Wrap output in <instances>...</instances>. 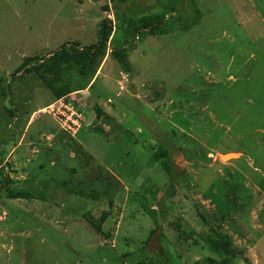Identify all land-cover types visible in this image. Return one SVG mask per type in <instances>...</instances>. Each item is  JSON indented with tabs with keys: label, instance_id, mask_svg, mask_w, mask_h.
Returning a JSON list of instances; mask_svg holds the SVG:
<instances>
[{
	"label": "rangeland",
	"instance_id": "1",
	"mask_svg": "<svg viewBox=\"0 0 264 264\" xmlns=\"http://www.w3.org/2000/svg\"><path fill=\"white\" fill-rule=\"evenodd\" d=\"M113 2L0 0L4 85L25 58L96 44L103 20L107 49L126 47ZM148 3L136 0L133 15L155 9ZM196 5L186 30L187 18L171 19L166 34L133 40L127 84L106 51L86 92L71 97L78 126H63L58 106L50 113L57 100L35 76L10 82L0 97L10 182H0V264H206L218 259L206 246L217 227L237 264H264V0ZM163 148L178 175L169 200L154 160ZM11 190L34 199L11 201ZM103 213L97 233L87 219Z\"/></svg>",
	"mask_w": 264,
	"mask_h": 264
},
{
	"label": "trees",
	"instance_id": "2",
	"mask_svg": "<svg viewBox=\"0 0 264 264\" xmlns=\"http://www.w3.org/2000/svg\"><path fill=\"white\" fill-rule=\"evenodd\" d=\"M196 1L198 0H146L151 7V2H155V9H151V12L148 13L140 12L137 16L133 15L134 10H136V0H114V9L119 4L123 8L116 10V16L123 20V28L127 34L124 43L127 41L128 45L126 47H114L109 57L115 60L121 72L126 75L130 74L132 67L128 62L126 49L131 46L133 40L139 39L138 37L141 35L160 36L166 34L169 30L167 22L171 19H175L178 24L183 22L184 17L187 18L190 24L180 25V29L186 30L189 26L194 25L201 16ZM112 30L111 22L103 20L100 23L96 44L88 47H81L78 44L63 45L48 57L25 58L11 75V80L7 82V86L4 85V80L0 79V97L6 98L10 90V82L24 75L35 76L57 101L86 90L94 80L102 60L106 57ZM5 111L12 114L6 109ZM95 113L97 118L101 116L98 108H95ZM154 160L160 163L162 171L169 178V188L163 196L164 199L169 200L175 195L174 186L178 179L177 170L173 165L169 151L165 148L154 155ZM0 182L10 184L2 172L1 165ZM33 196L26 191L11 190L7 193V198L11 201L31 200L34 199ZM144 209L150 217L157 220V216L152 210L145 207ZM105 219L106 214L103 213L98 220L89 218L87 222L95 232L101 233ZM206 246L208 251L218 258L217 260L208 258L205 260L206 264H237L236 255L232 249V240L220 227L212 231V235L206 241ZM157 256L159 257V255Z\"/></svg>",
	"mask_w": 264,
	"mask_h": 264
},
{
	"label": "built area",
	"instance_id": "3",
	"mask_svg": "<svg viewBox=\"0 0 264 264\" xmlns=\"http://www.w3.org/2000/svg\"><path fill=\"white\" fill-rule=\"evenodd\" d=\"M110 53H111V51L109 49H107V54H110ZM122 83L123 84L128 83V75L124 74V78H122L121 84ZM123 90H124V88H122V86H120L119 91H123ZM74 95L75 94H72L68 98H63V99L58 100L55 104L50 106L51 108L48 109L50 111V113H54V111L52 109L55 106H58L55 113L58 116H61V118L63 120V126H65V127H68L69 124L72 125L73 127L78 126V121L80 120V116L82 115L80 110L77 109L78 106L76 107L74 100L71 101V97ZM81 123H82V121H81ZM81 123H80V125H81ZM65 127H63V129H66Z\"/></svg>",
	"mask_w": 264,
	"mask_h": 264
},
{
	"label": "crops",
	"instance_id": "4",
	"mask_svg": "<svg viewBox=\"0 0 264 264\" xmlns=\"http://www.w3.org/2000/svg\"><path fill=\"white\" fill-rule=\"evenodd\" d=\"M78 13H82V12H78ZM84 92H86V91H84ZM81 93V92H80ZM83 93V92H82Z\"/></svg>",
	"mask_w": 264,
	"mask_h": 264
},
{
	"label": "bare ground",
	"instance_id": "5",
	"mask_svg": "<svg viewBox=\"0 0 264 264\" xmlns=\"http://www.w3.org/2000/svg\"><path fill=\"white\" fill-rule=\"evenodd\" d=\"M224 160H226V159H224Z\"/></svg>",
	"mask_w": 264,
	"mask_h": 264
},
{
	"label": "water",
	"instance_id": "6",
	"mask_svg": "<svg viewBox=\"0 0 264 264\" xmlns=\"http://www.w3.org/2000/svg\"><path fill=\"white\" fill-rule=\"evenodd\" d=\"M155 244V243H154Z\"/></svg>",
	"mask_w": 264,
	"mask_h": 264
}]
</instances>
